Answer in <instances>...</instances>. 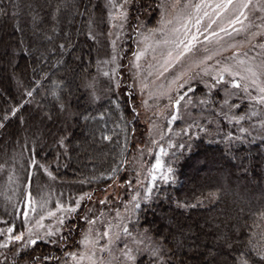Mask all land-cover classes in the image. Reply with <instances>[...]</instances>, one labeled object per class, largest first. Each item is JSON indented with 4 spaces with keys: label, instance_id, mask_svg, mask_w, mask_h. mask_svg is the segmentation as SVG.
Here are the masks:
<instances>
[{
    "label": "trees",
    "instance_id": "1",
    "mask_svg": "<svg viewBox=\"0 0 264 264\" xmlns=\"http://www.w3.org/2000/svg\"><path fill=\"white\" fill-rule=\"evenodd\" d=\"M98 1L0 0V58L7 50L15 54L13 64L18 67L19 80L18 86L9 76L0 81L5 87L0 109L24 104L7 127L0 129V152L5 149L2 140L7 135L18 143L10 149L24 146L27 154L22 160L21 181L25 172H30L26 162L31 157L46 163L58 180L77 190L103 189L113 182L108 179L111 168L118 161H128L136 143L147 141L146 124L137 114L126 80L119 78V87L106 91L97 102H92L84 89L83 83L93 80L96 73L98 50L95 39L87 35L90 28L85 16L90 4L97 15L96 8L101 7ZM142 5L136 10L141 8L143 14L148 8ZM98 15L102 24L103 10ZM32 89V97L24 95ZM70 89L77 91V97ZM212 95L218 99L213 101ZM221 98L219 90L209 94L208 120H199V127L194 123L189 130L191 122L181 127L177 121L173 127L179 136L167 133L177 145L170 147L166 141L168 160L164 168L173 169L174 182L158 178L154 198L141 202L132 223L135 232L150 235L164 249L172 264H202L206 261L201 257L203 252L208 253L211 264H234L233 257L249 250V240L264 243V130L243 114L246 101H236L239 108H232V116L211 110L210 104L221 106ZM68 113H73L71 119L66 117ZM221 114L225 117L218 116ZM49 120L53 125L45 132L41 129L38 139L34 134L38 130L32 131L30 140L19 135L21 126L31 123L33 128L35 122L44 121L45 128ZM200 128H206L207 134ZM241 129H247V134ZM101 130L112 140L101 139ZM61 137L63 146L57 143ZM180 144L185 147L180 148ZM33 147L38 155L29 153ZM31 169L41 176L42 172ZM128 170V165H121L118 176L122 183L131 174ZM77 231L76 226L70 236L73 238ZM64 234L68 238V232ZM23 251V259L17 256L19 264H30L32 257L41 258L39 264H57L61 259V253L45 241ZM15 252L0 257V262L7 256L12 264ZM252 259H257L254 253ZM152 260L143 256L138 261L149 264Z\"/></svg>",
    "mask_w": 264,
    "mask_h": 264
},
{
    "label": "rangeland",
    "instance_id": "2",
    "mask_svg": "<svg viewBox=\"0 0 264 264\" xmlns=\"http://www.w3.org/2000/svg\"><path fill=\"white\" fill-rule=\"evenodd\" d=\"M146 2L149 5H146ZM165 2H170V0H128L126 5L124 0H99L98 4L101 7L99 10L96 8V13L98 15L100 10H103L105 20L102 24L98 21V17L94 13L92 4L87 7V17L85 16V18H88L87 22L88 27L90 28L88 32L91 31L95 36L96 42L94 45L98 50L96 53V73H94L93 80H90L89 78V80L87 79L83 83L84 89H86L89 99L92 102H97L101 98L103 99V94L106 91H111L113 88H116L115 85L117 82L119 83V78L126 80L128 87L131 88V92L134 95L133 103L134 107L137 109V114L146 124V136L148 137L146 142L136 143L132 147L131 154L128 157V171H130L131 174L128 175L126 181L131 180V186L126 182L122 183V181L118 180L115 185L112 182L105 188L103 187V189L97 188L96 190L93 189L84 192V190L81 191L82 189L77 190L72 185H69L68 182L58 180L50 171L49 166L42 161L40 163L45 165L47 170L52 173L51 177L43 171H41V176L37 175L30 168L29 174L34 177L31 181L30 190L33 206L37 211L35 214H29V221L31 222L29 226L35 225L36 221L40 220L41 216H44L45 219L41 223L46 228L56 231L57 235H59L56 219L48 216L47 212L49 210L56 211L57 202H60L67 207L69 204L73 203L74 200L79 199L85 194L91 196V200H81V207L78 209L79 215L72 213L65 218L66 225L71 226L73 223L75 228L77 226V229H79L77 235L74 232L73 238L72 236H68V238L71 237V239L67 238L64 243L59 244L53 243L49 239L42 240L51 243L56 251L61 253V259L57 264H74L72 256L68 254L84 253L86 251L87 245L82 243V240L84 235L88 233L90 226L83 219L85 215H88L90 219L95 218L97 220V224L92 226L96 232L104 231V227L107 226V223L113 225L122 224L129 227L131 236L125 235L121 231L120 239L112 244L111 257H109L107 253L103 254L106 258H111L113 264H123L120 257L125 244H128L130 248L134 249L132 255L136 257L135 264H146V262L141 263L138 260L141 258L143 259V256L145 259L147 258L149 260L152 256L144 250L136 251L135 249H143L144 245H138L135 241L144 239L145 245H150L155 241L151 239L150 235L144 232H135L137 231L136 229L134 231L132 223L136 220L135 214L137 210L135 212L131 211L130 201L132 197L135 196L137 192H140L141 195H143L144 189L151 184V174L154 173L156 175V181H158V178H161L162 175L167 174L168 171L164 168L168 160H165V157L168 155L166 141L168 146L172 144L171 139L167 137V133L172 136H179L177 133L178 130L173 127L177 121L181 122V127L187 122H191V125L196 123L197 128V126L200 125L199 120H208V111H210L208 110V104H201L199 101L208 99L211 92L219 90L221 97H223L218 103V105H220L225 98L226 91H233L231 86H228L227 89L223 86H217V88L209 90L205 85L211 83V81L207 78H205L204 82L194 81L191 84L193 91L187 93V96L191 99V103H188L187 100L182 102L177 119H171L170 113L175 110L168 106V95H161L160 93L166 91L169 81L172 80L173 76L169 73H165L164 77L157 78V74L160 71V64L162 63L161 53L164 49L156 42L164 39L161 30L164 32H167L168 30L167 25L163 23L165 9L162 5ZM193 2H198V0H193ZM141 4H144L149 11L145 9L142 14L141 8L136 10V6H141ZM113 5H115V7H113ZM121 5H124V11L127 13L126 22L123 21V17L120 15ZM136 13H138V15ZM260 15H264V13H261ZM122 22L123 26L121 27ZM221 26H224L223 21H221ZM113 41H115V44H113ZM2 47L1 43L0 52H2ZM137 54H139V59H137ZM227 54L228 53H225V55ZM14 55L15 54L12 51L7 50L6 56L4 55L0 58V81L6 76H9L14 85L18 86V67H15L13 64ZM201 55L202 49L201 53H196L194 51L185 58L184 63H191L193 60L200 58ZM113 57H116L115 63L110 62ZM137 65H139V67H137ZM112 69H116L113 79L103 75L104 72L111 73ZM180 70V67L177 66L175 69H171L170 72L178 73ZM149 73H151V75H149ZM15 75L16 77L14 78ZM144 85H147V87H144ZM172 88H175V85H172ZM3 90H5V87L1 85L0 96H3ZM70 91L73 92L74 97H77L76 90L72 91L70 89ZM256 94L255 91L252 92V95L255 96ZM216 99H218V97H213L212 95V100L214 101ZM236 101L247 102V107L244 109L245 112H243V114L248 120L255 125L264 124V113L260 109L261 107L258 103L253 104L247 94H241L238 91L230 98V102L239 105L240 103ZM210 105L211 110H217V112L219 111V113H222L221 106L215 107L212 104ZM253 111L256 112V115L252 114ZM72 114L73 113H68L66 117L71 119ZM227 114L228 116L233 115L230 112ZM218 116L221 117L224 115L221 114ZM43 122L44 121L35 122L33 128L31 123L21 126L19 135L30 140L32 131L35 132L38 130V132L34 133L36 134L35 138L38 139L41 136V129L43 130L42 132H45L46 129L50 128L54 123L49 120V123L44 128ZM60 125L61 124H58L56 126ZM71 125L72 124H70L69 128ZM166 137L168 139H166ZM2 142L5 149L0 152V220H7L12 219V217L5 215L4 213L5 200L6 198L11 197L13 202H15L19 198L18 185L25 184L24 179L21 181L24 176V172L21 171V165L27 152L24 146H16L15 148L10 149V147L18 145V143H16L15 139L11 140L9 135H7ZM161 147H163V152H161ZM84 156L86 155L81 154V157ZM157 159L161 162V168L159 169L155 168ZM137 173H141L139 176L141 184L139 185L136 183ZM83 184L84 183L79 184L78 187ZM45 199L47 200L46 208L41 210V203ZM100 200H106L107 203L100 204ZM142 201L143 199L139 200V203L141 204ZM19 206L20 205L17 204L18 208ZM89 209L91 212H89ZM8 211L11 212V208H9ZM117 213H119V217H117ZM93 214H95L94 217ZM58 215L63 217V213H58ZM160 218L161 216L157 217L156 222H160ZM14 222L19 230L21 228L20 218H15ZM8 226L9 225L0 224V228L6 229ZM74 227L72 230L75 229ZM113 231H116V229L114 228ZM65 232H68L67 226L63 228V233ZM41 235H43V231H41ZM145 237L150 239H145ZM55 239L56 236H53L52 240ZM174 242L176 245L180 244L179 240H175ZM106 243L107 238L100 241L101 245ZM12 251H17V248H13ZM12 251L0 249V253H2L0 254V257L9 254ZM207 254L208 253L203 252L201 253V257L207 261V264H211ZM100 255L101 253L97 252V256ZM82 264H88V261L84 260ZM149 264H153V260L150 261Z\"/></svg>",
    "mask_w": 264,
    "mask_h": 264
},
{
    "label": "snow or ice",
    "instance_id": "3",
    "mask_svg": "<svg viewBox=\"0 0 264 264\" xmlns=\"http://www.w3.org/2000/svg\"><path fill=\"white\" fill-rule=\"evenodd\" d=\"M124 3L126 5L128 0H124ZM162 7L165 9L163 23L167 25L168 30L167 32L161 30L164 39L156 42L164 49L161 53L162 63L160 64L157 78L164 77L165 73L173 76L166 91L160 93L161 95H168V106L175 110L170 113L171 119H177L182 102L187 100L188 103H191L187 93L193 91L192 82H204L205 78L211 81V83L205 85L209 90L215 89L217 86H223L226 89L231 86L233 91H226L225 98L221 103V112L225 116L228 112H231L232 108H239V105L230 102L231 96L237 91L241 94H247L253 104L258 103L264 109V15H260L264 13V0H198V2H193V0H170V2H165ZM2 11L3 9H0V12ZM120 15L123 17V21L126 22L127 13L124 11V5H121ZM221 21L224 22V26H221ZM122 26L123 22L121 23ZM87 35L89 38L95 39L91 31ZM113 44H115V41H113ZM60 47L63 48L64 45ZM201 49L202 55L200 58L188 64L184 63L185 58L189 54L194 51L201 53ZM225 53L228 54L225 55ZM137 59H139V54H137ZM115 60L116 57H113L110 62L115 63ZM177 66L181 69L178 73L170 72L171 69H175ZM115 72L116 69H112L111 73L104 72L103 75L113 79ZM172 85H175V88H172ZM115 86L118 88L119 83L117 82ZM144 87H147V85H144ZM34 91L35 89L27 90L24 95L32 97ZM253 91L257 93L255 96L252 95ZM210 102V99L199 101L201 104H209ZM23 107L24 104L20 103L15 107L0 109V112L4 113L0 115V129L7 127V124ZM252 114L256 115V112L253 111ZM85 119H88V117H85ZM191 127L192 125H189V130ZM261 127L264 130V124ZM200 131H204L207 134L208 130L200 128ZM241 131L247 134V129H241ZM261 138L264 140V135ZM101 139L111 141L112 136L104 135L103 130H101ZM57 143L63 146L64 138L61 137ZM169 146L177 147L174 144ZM178 146L180 148L185 147L184 144ZM161 152H163V147H161ZM30 153L38 155L35 147L30 149ZM26 163L37 172L43 171L48 176H52L46 166L37 160L30 157ZM127 163V160H121L117 162L115 167L111 168L108 179L113 181L114 185L119 180L118 173L121 165H127ZM155 168H161L159 159L156 161ZM172 173L173 169L169 167L167 174L162 175L161 179L165 183L169 182L170 179L174 182ZM140 175L141 173H137L136 183L138 185L141 184ZM33 178L31 174L27 171L25 172V184L18 185V200L13 202L11 197L5 200L4 213L11 216L12 219L0 220V224L9 225L6 229L0 228V249L12 251L13 248H17L12 257V264H19L17 256L23 259L26 254L23 250L36 246L38 241L49 239L53 243H64L67 236L63 233V228L68 227L69 236L72 231L71 226L65 224V218L72 213L79 215L78 209L81 207V200H91V196L85 194L74 200L67 207L57 202L56 211L49 210L47 212L48 216L56 219L59 235H57L56 231L46 228L41 223L45 219L44 216H41L35 225L29 226L31 223L29 214H35L37 211L33 206L30 190ZM155 182L156 175L153 173L151 174V184L144 189L143 195L137 192L132 197L130 201L132 212L140 208L139 200H151L154 198ZM126 183L131 186L132 181L128 180ZM99 203L106 204L107 201L100 200ZM17 204L20 205L19 208ZM46 205L47 200L45 199L41 203V210H44ZM195 206L178 205V207ZM9 208H11V212L8 211ZM89 212H91L90 209ZM58 213H63V217L58 215ZM94 216L95 214H93ZM17 217L20 218L21 224L19 230L14 222ZM117 217H119V213H117ZM83 219L90 226L88 233L84 235L82 240V243L87 245L86 251L84 253H69L68 255L72 256L74 264H82L84 260H87L88 264H113V260L106 258L103 254L107 253L111 257L112 244L120 239L121 231L123 234L131 236L129 227L122 224L113 225L107 223L104 231L96 232L92 226L97 224V220L95 218L90 219L88 215H85ZM114 228L116 231H113ZM41 231H43V235H41ZM53 236H56L55 240H52ZM105 238H107V243L101 245L100 241ZM145 239L150 238L145 237ZM135 243L144 245L143 249L135 250H144L150 253L153 258V264H172L170 259H166L167 253L158 243L152 242L150 245H145L144 239L137 240ZM248 245L249 250L247 252L241 251L239 257H233L234 264H264V243L249 240ZM228 247L232 248L233 245L229 244ZM133 251V248L125 244L120 257L123 264H135L136 257L132 255ZM97 252L101 253V255L97 256ZM253 253L257 258L255 260L252 259ZM40 259L39 257H32L30 264H39ZM44 259L46 260L47 258ZM0 264H9L8 257L5 256ZM202 264H207V261L202 262Z\"/></svg>",
    "mask_w": 264,
    "mask_h": 264
}]
</instances>
